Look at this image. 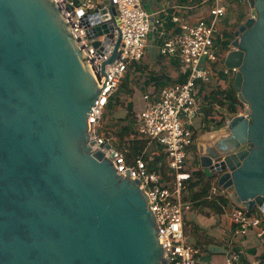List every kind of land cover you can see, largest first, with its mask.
I'll use <instances>...</instances> for the list:
<instances>
[{
  "label": "water",
  "instance_id": "1",
  "mask_svg": "<svg viewBox=\"0 0 264 264\" xmlns=\"http://www.w3.org/2000/svg\"><path fill=\"white\" fill-rule=\"evenodd\" d=\"M246 2L224 60L243 114L202 132L195 152L233 204L264 213V0ZM102 3L100 20L113 18ZM102 89L53 0H0V264L167 263L140 182L88 143Z\"/></svg>",
  "mask_w": 264,
  "mask_h": 264
},
{
  "label": "built area",
  "instance_id": "2",
  "mask_svg": "<svg viewBox=\"0 0 264 264\" xmlns=\"http://www.w3.org/2000/svg\"><path fill=\"white\" fill-rule=\"evenodd\" d=\"M53 1L67 21L97 85L102 87L103 82V89L87 114L91 151L103 152L117 174L126 177L125 172L128 170L127 176L140 182L139 187L145 192L155 217L166 264H202L197 256L199 250L187 242L183 230L184 213L192 207L189 189L184 182L190 178L188 155L191 146L196 143L194 130L199 128L197 124L200 123L201 108L206 104L207 93L204 90L199 92L198 85L209 84L212 79H219L220 84H224L228 82L225 77L234 78L238 71L237 67H226L224 64L227 53L236 47L231 45L224 48L219 42L223 31L220 21L226 17L228 7L223 0H210L205 14L199 19L189 22L180 16H171V22L178 30L175 28L160 33L161 42L156 47L157 53L175 59L181 65L186 79L184 82L165 83L157 94H144L143 105L135 110L131 125L139 137L147 141L145 150L152 145L161 146L165 154V167L171 177L165 180L159 171L149 169L142 155L128 162L125 157L128 147L117 148L101 133L104 127L102 118L107 112L109 100L130 66L145 56L149 35L155 29L151 14L141 0H109L114 6L115 15L100 20V10L107 7L102 0ZM102 24L107 33L98 35L94 28ZM118 38L116 58L104 65L112 55ZM96 41H99L98 46H94ZM213 64H220V72L213 70ZM106 142L110 144L109 148L105 147ZM214 182L217 183L216 178ZM217 186L211 187L209 198L217 193ZM229 216L235 225V235H245L254 229L264 246L262 211L250 213L238 206L230 210ZM223 264L262 263L260 258L244 260L238 251L231 249Z\"/></svg>",
  "mask_w": 264,
  "mask_h": 264
},
{
  "label": "trees",
  "instance_id": "3",
  "mask_svg": "<svg viewBox=\"0 0 264 264\" xmlns=\"http://www.w3.org/2000/svg\"><path fill=\"white\" fill-rule=\"evenodd\" d=\"M230 1V0H228ZM236 3H239L240 0H234ZM230 7L228 6V11ZM172 13H175L173 11H169L167 15L160 17V21L156 23V37L157 41L161 42L160 33L164 31L165 33L170 30V28L173 26V23L171 22L170 18ZM163 18V19H162ZM224 37L222 39H219V42H221L222 47L227 48L230 45V42L232 40V35L227 34V32H224ZM160 55H158V59H160ZM170 59V58H169ZM175 63V59L171 58ZM132 66H139L138 63L132 64ZM136 69H140V66ZM129 75V74H127ZM163 74L159 75H152L150 76L149 80L152 81V84L155 85V87H159L160 85H164L162 83V80L165 78ZM186 79V75L182 74L178 79L172 80L169 76L167 77L168 80L177 81V82H184ZM170 81V82H172ZM199 92H201L203 89L207 90L209 88L208 84L199 83ZM121 87L125 88V85L122 84ZM148 87V86H147ZM219 87V86H217ZM151 94V93H150ZM223 95V99L219 97V95ZM144 95V94H143ZM142 95V96H143ZM228 101L226 104L224 103L225 99ZM206 104L201 108L202 115L200 116V123L199 128H196L194 130V140L197 139V137L201 134L200 133V127L209 130L210 126L213 128H218L219 125H221L227 118L223 115V109L225 107L226 110H228L229 113H233L236 111V106H240V102L237 99L236 91L233 88L232 82H230L229 87L223 90H219V88H211L209 91H207V95L205 96ZM114 103H119V99L115 96L112 97L109 100L108 107H111ZM224 106V107H223ZM134 105L132 102H129L127 105V114L126 117H129V122L125 123L124 125L120 126L116 131H114L113 135L112 133H105V137L109 138L111 143H113L117 148L121 149L124 146L128 147V151L125 153L126 160L128 162H132L134 158L139 157V155H142L144 160L148 163L149 169H155L159 171L165 180H170L171 177H169L168 170L165 167V154L163 153L161 146L152 145L149 146L146 150L147 141L145 139H142L139 137V135L133 130L131 125L132 116L134 114ZM237 115V113H236ZM226 118V119H225ZM115 138V139H114ZM195 149V145H192L191 148ZM144 151V152H143ZM197 167V168H196ZM196 167L188 168L190 171V178L185 180L186 187L192 191V196L194 199H199V202L196 203V205H204L207 207H210L211 209H214L217 212H220L222 210V207L227 206L228 204H232L234 208H238L237 205L233 204L226 193L219 194L216 193L214 196L209 198L208 196L211 190V187L213 185L217 186V183L214 182V179L212 177L207 178L203 171L199 168V163ZM194 168V169H193ZM218 191H220V188L217 186ZM219 194V195H218ZM255 208H253L251 211L248 212H254ZM261 263L264 264V261L261 259Z\"/></svg>",
  "mask_w": 264,
  "mask_h": 264
},
{
  "label": "crops",
  "instance_id": "4",
  "mask_svg": "<svg viewBox=\"0 0 264 264\" xmlns=\"http://www.w3.org/2000/svg\"><path fill=\"white\" fill-rule=\"evenodd\" d=\"M141 1L142 4H144V1L147 5V7H145L144 5L143 6L152 16L154 28L156 27V23L160 21V17L167 15L169 11L175 12L170 14L171 16L177 15L182 17H188L190 21H195L199 19L205 14L206 11V0ZM183 9H189V11ZM183 11H185V14L182 13ZM175 28L178 30L177 26L173 23V26L170 28V30ZM158 43L159 41L153 39V42L151 44L149 41V44L146 49L145 56L150 55V58L153 61H155V59L159 55L156 51ZM170 60L172 62V66H169V70L174 74L173 65H177L178 63H175L171 58ZM175 75L178 76L174 80L178 79L182 75V68L179 69V71L177 70V72H175ZM162 86H153L152 90L148 89V91L144 94H157ZM209 89L210 87L207 90H203L207 93ZM221 191H219L220 195L224 193ZM189 195V199L192 201V207L189 212H187V214L189 216L191 224H186V220L183 217V227H191V230L188 231L187 234L185 233V236L187 238V242L199 250L197 256L200 263L223 264L224 259L228 254V251L231 249L238 251L244 260L260 258L264 261V246L260 242V239L256 236V231L254 229H250L245 235L234 234L233 230L235 228V225L233 224L229 216V212L233 208V205L231 203L227 206L222 207V210L220 212H217L214 209H211L210 207L204 205H196V203L199 202V199H194L192 196V191L190 190L188 196ZM257 211L258 209L255 208L254 212Z\"/></svg>",
  "mask_w": 264,
  "mask_h": 264
},
{
  "label": "rangeland",
  "instance_id": "5",
  "mask_svg": "<svg viewBox=\"0 0 264 264\" xmlns=\"http://www.w3.org/2000/svg\"><path fill=\"white\" fill-rule=\"evenodd\" d=\"M223 2L227 7L228 6L230 7L226 17H223L220 21L221 27L223 29V31L221 32V36L223 38H225L224 32H227V34L233 35V31L239 25L240 21H243L247 17L248 5H247L246 0H240L239 3H236L234 0H230V1L223 0ZM143 3H144L143 5L145 7H147V5L144 1H143ZM208 3H210V0L205 2L206 5H208ZM183 10L189 11V9H183ZM191 10H193V9H191ZM184 12L185 11H183L182 13H184ZM180 18H182L183 20H187L189 22H192L189 20L188 17L180 16ZM155 32H156V30L152 31L149 35L150 44L153 42V39L157 41V38H156L157 35ZM229 47H230V45H229ZM151 60L152 59L150 58V55H147L142 60L137 62L138 65L140 66V69H136L139 66H132L129 68L128 72L125 73L124 77L122 78V80L119 83V86H118L116 93L114 94V96L119 99V103H114L111 107H108L107 112L104 114V116L102 118L104 127L101 130L102 131L101 133L103 135H105V133H109V135H110V133H112V135H113L114 134L113 132L116 131V129H118L120 126L124 125L125 123L129 122V117H126L127 105L129 104V102L133 103L134 110L140 109L142 107V105H143L142 94L147 92L148 89L152 90L153 86H155L152 84V81L149 80L150 76L159 75L161 73L164 76H166L162 80V83H164V82L167 83V82H170V81L174 80L175 78H177L178 75H175V72H177V70L179 71V69L182 68L181 65H178V64L173 65L174 66V74H173V72H170V70H169L170 69L169 66H172V62L169 58L161 56L160 59L156 58L155 61H153V60L151 61ZM213 70H217L218 72H220V70H221L220 64H213ZM127 74H129V75H127ZM168 76L172 80L167 81L166 79ZM214 77H215V75H214ZM225 78L228 79L227 80L228 82H226L224 84H220L219 79H215V80L212 79V81H210L208 86L210 87V89L211 88H216V89L219 88V90L226 89L229 87L230 82H233L234 78H232V77H225ZM122 84L125 85V88L121 87ZM217 86H219V87H217ZM219 97L223 99L222 94H220ZM227 102L228 101L225 99L224 103L226 104ZM243 110H244V107L240 103V106H238V107L236 106L235 112L229 113L228 110H226L224 107V109L222 110L223 111L222 113L226 118H232V117L236 116V113L237 114H239V113L243 114ZM201 115H202V111H201ZM224 122L219 126L222 127ZM197 127H199L198 124H197ZM213 129H215V128H213ZM209 130H205V129L200 127V133L205 132V131L207 132ZM198 163H199L198 155L196 154L195 149L192 147V149L188 155L187 164L190 168H192V167L197 166ZM220 191H221V189H220ZM221 192H223V191H221ZM218 193H219V191H218ZM187 212H189V211H187ZM187 212H185L184 218L186 220V224L190 225L191 221L189 219ZM183 230H185L184 234L185 233L187 234L188 231L191 230V227L185 226V228L183 227Z\"/></svg>",
  "mask_w": 264,
  "mask_h": 264
},
{
  "label": "flooded vegetation",
  "instance_id": "6",
  "mask_svg": "<svg viewBox=\"0 0 264 264\" xmlns=\"http://www.w3.org/2000/svg\"><path fill=\"white\" fill-rule=\"evenodd\" d=\"M248 5V4H247ZM248 14H249V7H248ZM248 14H247V17H248ZM246 17V18H247ZM246 18L243 20V21H240V23H239V25L236 27V29L233 31V38H232V40H234V38H235V31L237 30V28L246 20ZM232 40H231V42H232ZM230 42V46L232 45V43ZM232 46H234V45H232ZM235 47V46H234ZM193 145H195V144H193Z\"/></svg>",
  "mask_w": 264,
  "mask_h": 264
}]
</instances>
